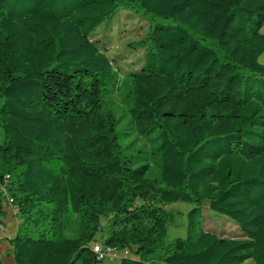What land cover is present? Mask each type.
I'll use <instances>...</instances> for the list:
<instances>
[{
    "label": "trees",
    "instance_id": "1",
    "mask_svg": "<svg viewBox=\"0 0 264 264\" xmlns=\"http://www.w3.org/2000/svg\"><path fill=\"white\" fill-rule=\"evenodd\" d=\"M121 9L173 23L151 27L124 74L92 39ZM263 27L264 0H0V222L10 199L15 264H99L103 229L120 264H264ZM116 96L150 143L144 163L119 143ZM173 202L193 207L166 244ZM204 202L236 236L204 229Z\"/></svg>",
    "mask_w": 264,
    "mask_h": 264
},
{
    "label": "rangeland",
    "instance_id": "2",
    "mask_svg": "<svg viewBox=\"0 0 264 264\" xmlns=\"http://www.w3.org/2000/svg\"><path fill=\"white\" fill-rule=\"evenodd\" d=\"M155 24L173 25L170 21L153 19L138 10L121 9L101 24L93 34L92 39H97L98 46L107 52V55L113 61L114 67L118 69L120 74L129 73L142 65L145 49L142 45L149 42L151 27ZM262 33H264V27ZM260 62L264 65V55L260 58ZM114 100L115 105L112 106V110L118 119L116 129L124 154L134 157L135 160L138 158L140 163H144V159L150 157V143L132 130L130 116L126 110L127 105L123 104L118 96ZM104 107L106 109L110 108L107 101H104ZM148 176L151 179L156 177V170L152 166ZM2 206L4 216L1 218L0 225H3L4 228L0 229V262L1 264H15L11 253L10 241L15 235L18 223L20 225V211L18 207L10 203V199H5ZM192 207V204L185 202H173L165 207L168 212H174V218L167 223L166 244L185 238L187 213ZM202 214L201 224L205 230L218 235H237V229L234 224L226 217L211 211L206 202L202 205ZM72 217L75 218L76 216L73 214ZM101 224L103 227L105 221L101 220ZM106 236V230L98 231L91 245L95 243L103 244ZM123 254V251H116L99 264H120V258ZM243 264L254 263L251 260H247Z\"/></svg>",
    "mask_w": 264,
    "mask_h": 264
},
{
    "label": "built area",
    "instance_id": "3",
    "mask_svg": "<svg viewBox=\"0 0 264 264\" xmlns=\"http://www.w3.org/2000/svg\"><path fill=\"white\" fill-rule=\"evenodd\" d=\"M11 203V201H10ZM92 252L95 254L98 261L104 260L106 257L114 254L113 252H108V249H102V246L99 244H94L92 246Z\"/></svg>",
    "mask_w": 264,
    "mask_h": 264
},
{
    "label": "bare ground",
    "instance_id": "4",
    "mask_svg": "<svg viewBox=\"0 0 264 264\" xmlns=\"http://www.w3.org/2000/svg\"><path fill=\"white\" fill-rule=\"evenodd\" d=\"M102 249H108V248H104V247H102ZM108 252H112L111 249H108ZM114 252H115V251H114Z\"/></svg>",
    "mask_w": 264,
    "mask_h": 264
}]
</instances>
